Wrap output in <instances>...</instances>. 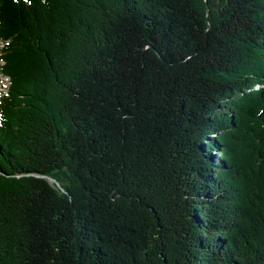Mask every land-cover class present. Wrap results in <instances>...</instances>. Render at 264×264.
Instances as JSON below:
<instances>
[{
  "label": "trees",
  "instance_id": "16d2710c",
  "mask_svg": "<svg viewBox=\"0 0 264 264\" xmlns=\"http://www.w3.org/2000/svg\"><path fill=\"white\" fill-rule=\"evenodd\" d=\"M0 67V264H264V0H0Z\"/></svg>",
  "mask_w": 264,
  "mask_h": 264
},
{
  "label": "rangeland",
  "instance_id": "374dc122",
  "mask_svg": "<svg viewBox=\"0 0 264 264\" xmlns=\"http://www.w3.org/2000/svg\"><path fill=\"white\" fill-rule=\"evenodd\" d=\"M8 86H9V78L2 74L1 67H0V93L2 91L3 92L6 91Z\"/></svg>",
  "mask_w": 264,
  "mask_h": 264
},
{
  "label": "water",
  "instance_id": "95a60500",
  "mask_svg": "<svg viewBox=\"0 0 264 264\" xmlns=\"http://www.w3.org/2000/svg\"><path fill=\"white\" fill-rule=\"evenodd\" d=\"M206 1V3H208V0H205Z\"/></svg>",
  "mask_w": 264,
  "mask_h": 264
}]
</instances>
